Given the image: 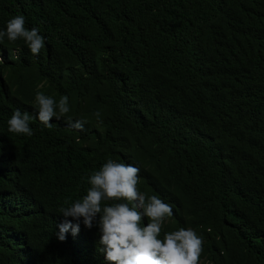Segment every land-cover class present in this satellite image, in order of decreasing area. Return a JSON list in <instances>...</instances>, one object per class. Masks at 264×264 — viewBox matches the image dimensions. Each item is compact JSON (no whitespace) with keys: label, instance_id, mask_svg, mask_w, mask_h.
Wrapping results in <instances>:
<instances>
[{"label":"trees","instance_id":"16d2710c","mask_svg":"<svg viewBox=\"0 0 264 264\" xmlns=\"http://www.w3.org/2000/svg\"><path fill=\"white\" fill-rule=\"evenodd\" d=\"M17 15L45 46L0 44V264H110L95 225L56 236L108 159L171 204L161 238L192 228L200 264H264V0H0V30ZM38 92L86 131L10 133Z\"/></svg>","mask_w":264,"mask_h":264},{"label":"clouds","instance_id":"9594fccd","mask_svg":"<svg viewBox=\"0 0 264 264\" xmlns=\"http://www.w3.org/2000/svg\"><path fill=\"white\" fill-rule=\"evenodd\" d=\"M5 37L9 42L22 40L33 56H38L45 46L38 28L25 27L23 15L7 21L6 29L0 30V44ZM0 63H3L2 58ZM33 107L34 115L19 109L13 112L7 121L10 133L30 137L33 135L30 121L38 120L50 128L53 118L65 119L70 129L86 131V120L68 115L70 106L66 95L57 102L38 92ZM94 116L102 122L99 111ZM139 172L140 169L132 164L108 159L87 178L91 187L86 195L59 209L65 219L57 225V239L64 241L69 229L73 235L77 234L82 221L85 228L91 229L94 225L98 228V251L110 264H200L203 239L194 229L165 232L161 238L162 226L174 215L173 208L158 195L148 196L139 191ZM145 218L146 225L142 223Z\"/></svg>","mask_w":264,"mask_h":264}]
</instances>
